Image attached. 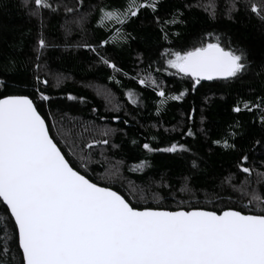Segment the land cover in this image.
<instances>
[{
	"label": "trees",
	"instance_id": "trees-1",
	"mask_svg": "<svg viewBox=\"0 0 264 264\" xmlns=\"http://www.w3.org/2000/svg\"><path fill=\"white\" fill-rule=\"evenodd\" d=\"M59 2V13L50 16L43 12V35L58 47L41 56L46 68L38 74L49 80L41 91L52 100L39 108L66 156L74 161L85 157L91 179L120 191L134 205L168 210L178 206L221 210L234 205L240 210L247 203L241 196V184L245 179L254 182L256 176L239 171L238 162L247 154L249 160L243 166L264 171V126L255 109L236 113L233 108L243 109L245 103L255 104L264 96V23L242 5L229 19L224 12L226 0H215V19L198 6L210 5L212 0H164L155 14L141 9L138 18L120 29L135 39L98 47L102 56L117 64L118 71L114 72L93 52L77 45L115 35L111 30L120 26L104 27L98 9L123 6L127 0H83L82 5L78 0ZM63 5L77 8V15L91 13L83 30L73 25L71 35H65L61 25L73 16L63 11ZM177 10L182 15L173 23ZM40 31L39 20L26 14L20 0H0V66L15 61L17 69L5 77L10 82V94L34 95L32 78ZM217 37L225 49L244 50L250 71L236 79L204 82L190 91L191 79L169 68L165 54L215 43ZM142 78L155 79L168 95L189 90L188 95L181 101L168 99L161 104L158 90L150 82L140 84ZM129 92L137 103L131 102ZM69 94L78 99L68 100ZM189 129L194 136L187 135ZM105 130H109L106 137ZM102 139L109 143L87 147ZM217 140L221 143H214ZM257 140L261 143L256 144ZM224 141L235 143V150L226 148ZM145 143L153 148L183 144L189 151L149 152L143 148ZM79 170L83 173L85 169ZM186 185L190 191H181ZM250 186L260 187L255 183ZM154 194L164 197L159 205L153 200ZM141 196L146 199L141 200ZM3 207L0 205V213Z\"/></svg>",
	"mask_w": 264,
	"mask_h": 264
},
{
	"label": "snow or ice",
	"instance_id": "snow-or-ice-1",
	"mask_svg": "<svg viewBox=\"0 0 264 264\" xmlns=\"http://www.w3.org/2000/svg\"><path fill=\"white\" fill-rule=\"evenodd\" d=\"M163 2L127 0L123 6L105 5L98 9L100 23L104 27L116 24L120 28H113L115 35L102 41L84 42L77 47L93 52L101 63L118 71L117 64L102 56L98 47L116 46L120 41L128 43L135 39L120 29L132 18H138L141 9L155 14ZM78 4L82 5L83 0H78ZM241 5L264 23V0H226L224 12L229 19ZM20 6L29 17L39 20L41 31L34 58V95L10 94V82L5 77L17 70L15 61L0 66V72L4 73L0 75V89L4 90L0 92V205L4 206L0 213V221H3L0 223V264H264V171L243 166L249 155L241 156L238 169L244 174H255L256 180L245 179L241 184V196L247 198V203L240 210L234 205L221 210L195 206L168 210L160 206L134 205L120 191L91 179L85 157L74 161L66 156L39 108L40 104L52 100L41 91V86L49 85V80L41 79L38 74L46 68L41 56L50 48L58 47L43 35V12L47 11L50 16L59 13L61 4L59 0H20ZM198 6L204 7L210 18L217 17L215 0L210 5ZM63 11L73 16L61 25L65 35H71L73 25L83 30L91 15L90 12L77 15L78 9L67 5H63ZM181 15L179 10L174 12L172 22L176 23L175 17ZM165 55L169 68L191 79L190 91H195L201 81L236 79L250 71L244 50H226L218 37L215 43L202 44L183 53L169 51ZM149 82L158 90L161 104L168 99L181 101L188 95L189 90L168 95L155 79L139 80L142 85ZM128 97L133 104L137 103L132 92ZM67 99L78 98L69 94ZM254 109L259 112L260 124L264 126V96L255 104L245 103L243 109L236 106L233 111L252 112ZM115 119L120 120V117ZM103 135L108 136L109 130ZM187 135L195 133L189 129ZM108 143L107 139H102L87 147ZM224 146L236 148L235 143L227 141ZM143 148L149 152L189 151L177 143L166 148H153L145 143ZM80 168L85 169L83 173ZM252 183L259 185V190L251 187ZM181 191L190 189L186 185ZM163 199L153 195L157 205Z\"/></svg>",
	"mask_w": 264,
	"mask_h": 264
},
{
	"label": "water",
	"instance_id": "water-1",
	"mask_svg": "<svg viewBox=\"0 0 264 264\" xmlns=\"http://www.w3.org/2000/svg\"><path fill=\"white\" fill-rule=\"evenodd\" d=\"M215 80H225V79H215ZM211 81H214V80H211ZM204 82H210V81H201V83H204Z\"/></svg>",
	"mask_w": 264,
	"mask_h": 264
}]
</instances>
